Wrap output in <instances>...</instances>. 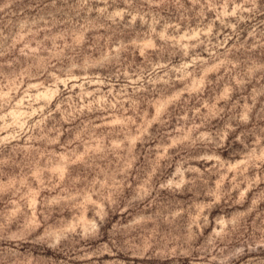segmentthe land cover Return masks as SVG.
<instances>
[{
	"label": "clouds",
	"instance_id": "9594fccd",
	"mask_svg": "<svg viewBox=\"0 0 264 264\" xmlns=\"http://www.w3.org/2000/svg\"><path fill=\"white\" fill-rule=\"evenodd\" d=\"M0 264H264V0H0Z\"/></svg>",
	"mask_w": 264,
	"mask_h": 264
}]
</instances>
